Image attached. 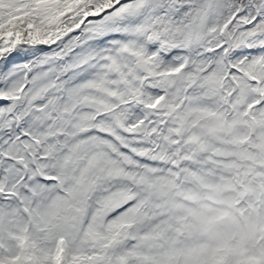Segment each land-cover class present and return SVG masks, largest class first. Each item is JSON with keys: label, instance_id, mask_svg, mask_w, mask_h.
<instances>
[{"label": "snow or ice", "instance_id": "obj_1", "mask_svg": "<svg viewBox=\"0 0 264 264\" xmlns=\"http://www.w3.org/2000/svg\"><path fill=\"white\" fill-rule=\"evenodd\" d=\"M0 264H264V0H0Z\"/></svg>", "mask_w": 264, "mask_h": 264}]
</instances>
